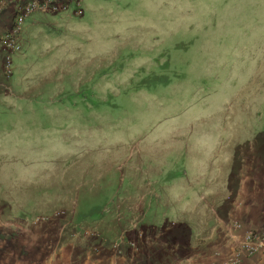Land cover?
Here are the masks:
<instances>
[{
    "label": "rangeland",
    "instance_id": "obj_1",
    "mask_svg": "<svg viewBox=\"0 0 264 264\" xmlns=\"http://www.w3.org/2000/svg\"><path fill=\"white\" fill-rule=\"evenodd\" d=\"M36 13L75 25L37 31L32 61L2 72L0 219H99L200 166L234 194L244 184L264 227L248 173L264 156V0H54L21 44Z\"/></svg>",
    "mask_w": 264,
    "mask_h": 264
},
{
    "label": "crops",
    "instance_id": "obj_2",
    "mask_svg": "<svg viewBox=\"0 0 264 264\" xmlns=\"http://www.w3.org/2000/svg\"><path fill=\"white\" fill-rule=\"evenodd\" d=\"M13 15L14 4L10 3L0 12V33L10 28ZM86 17L82 15L81 20ZM75 19L73 15L31 16L23 34V53V49L13 52L0 45V79L14 57L22 64L32 61L39 47L37 31L71 28ZM67 40L63 45L67 46ZM194 154L188 159L200 164L201 153ZM254 158L248 172L251 195L264 191V156ZM165 181L167 187L155 192L160 200L153 198L144 205L113 203L99 219H78L72 210L61 214L53 208L46 217L28 223L2 217L0 264H211L233 253L239 240L235 222L255 225L256 206L242 200L247 197L244 184L234 194L229 188L232 181L225 180L220 186L214 174L200 166ZM7 210L0 204V212ZM123 212H128L127 219ZM244 264H264V251Z\"/></svg>",
    "mask_w": 264,
    "mask_h": 264
},
{
    "label": "built area",
    "instance_id": "obj_3",
    "mask_svg": "<svg viewBox=\"0 0 264 264\" xmlns=\"http://www.w3.org/2000/svg\"><path fill=\"white\" fill-rule=\"evenodd\" d=\"M16 0H0V12L5 8L8 2ZM54 0H32L24 6H16L10 28L5 33H0V45L11 49L13 52H19L23 49L21 44V35L27 18L32 11L40 6L52 3ZM13 67L10 60L6 64V72ZM9 77V76H8ZM238 234V243L233 253L226 260L220 262L214 259L211 264H244L247 258L254 257L264 251V227L253 228L237 221L234 223Z\"/></svg>",
    "mask_w": 264,
    "mask_h": 264
}]
</instances>
